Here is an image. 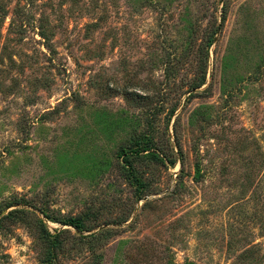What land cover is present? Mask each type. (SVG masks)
Here are the masks:
<instances>
[{
  "label": "rangeland",
  "instance_id": "374dc122",
  "mask_svg": "<svg viewBox=\"0 0 264 264\" xmlns=\"http://www.w3.org/2000/svg\"><path fill=\"white\" fill-rule=\"evenodd\" d=\"M15 209L0 264H40L38 218L61 264H264V0H0Z\"/></svg>",
  "mask_w": 264,
  "mask_h": 264
},
{
  "label": "trees",
  "instance_id": "16d2710c",
  "mask_svg": "<svg viewBox=\"0 0 264 264\" xmlns=\"http://www.w3.org/2000/svg\"><path fill=\"white\" fill-rule=\"evenodd\" d=\"M203 80L197 84H195L193 86V89L195 90L196 88L200 87V85H202ZM176 112V110L173 111V114ZM146 144H148L147 146L150 145V141L146 140ZM145 146L143 147V149L138 150L136 155L139 153H146L148 152L150 149ZM137 147H142L141 144H139ZM134 149L133 147L129 149V151H127V149L122 150L121 155L123 156V161L125 163L126 167L131 166L132 170L133 168V164L130 161V156H132L130 154V152H132ZM141 155V154H140ZM149 155V154H147ZM151 157H154L156 159H160L158 158V156H156L155 154H150ZM198 175H200V168L197 171ZM129 177H132V179H135V183L138 185L137 187H139L141 189V191H145L146 189V184L144 183V181L142 180V178H139L137 176V174L134 171H129ZM146 185V186H145ZM42 213H44V215H46V217L50 218V216H48V214H46V212H44L43 210L41 211ZM32 212L26 209H15L13 211H11L7 216L3 217L0 220V228L2 226V222H4V220L8 219V218H13L15 220H21L23 221V219L25 217H28ZM52 218V217H51ZM38 222L36 223L37 228L39 229V238L36 240L38 241V245L40 247V251H41V257H40V264H61L60 261V257L61 255H63L64 253H66V251L68 250V241L65 238V235L68 231H61L56 233L55 235L50 233V231L48 230L47 226L45 225V223L40 220L38 218L37 220ZM67 225H70L74 228H76L78 231L82 232L85 230V224L84 221L82 219H74V218H70L65 220V222ZM96 236H91V238H95Z\"/></svg>",
  "mask_w": 264,
  "mask_h": 264
}]
</instances>
